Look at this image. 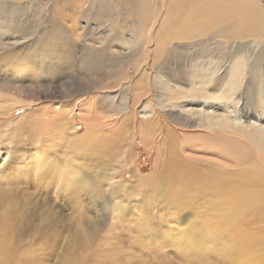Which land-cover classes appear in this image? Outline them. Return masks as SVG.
Instances as JSON below:
<instances>
[{
    "label": "rangeland",
    "instance_id": "1",
    "mask_svg": "<svg viewBox=\"0 0 264 264\" xmlns=\"http://www.w3.org/2000/svg\"><path fill=\"white\" fill-rule=\"evenodd\" d=\"M189 2L0 0V264H264V0H212L213 29L169 40ZM236 60L240 98L221 90ZM198 65L216 71L229 124L180 116L205 93L184 76Z\"/></svg>",
    "mask_w": 264,
    "mask_h": 264
},
{
    "label": "bare ground",
    "instance_id": "2",
    "mask_svg": "<svg viewBox=\"0 0 264 264\" xmlns=\"http://www.w3.org/2000/svg\"><path fill=\"white\" fill-rule=\"evenodd\" d=\"M27 1H30V0H27ZM192 1H194V3H192ZM189 4L191 5V7L188 6V8H187L189 10L188 16L184 20H182L181 27L180 26L177 27L179 29L177 30V32L175 33V35L173 34V35L169 36V40H171L172 38L173 39L184 38V37L189 36L190 34H198L200 32H206L207 29H213L212 0H190ZM189 4H187V5H189ZM182 7L184 8V10H187L186 9V7H187L186 5L185 6H182ZM182 7H181V9H183ZM177 8H178V5L175 6V11H173L174 10L173 9L171 13L168 12L169 13L167 15V20L168 21L171 20L173 18V16L177 13L176 12ZM193 14H196V16H193ZM1 25L2 24H0V27H1ZM2 28H5V26L2 25ZM0 30H1V28H0ZM162 30H164V28ZM146 39L147 40L146 41H143V42L148 43V44H146L144 46V50L146 51V53L148 55H150V53H149V47H150V45H153V43H152L153 42L152 29H150V31L148 32V36L146 37ZM55 40H56V42L59 41V39H57V37L55 38ZM158 41H159V43H158V45L155 44L154 50L157 49L158 51H161V50H163V48H165L164 45H165L166 39L163 40V37H159L158 38ZM11 45H13V44L11 43ZM124 46L126 48H128V44L127 43H124ZM105 47H106V45H105ZM100 48L101 47H98V49H100ZM104 49L105 48H102V50H104ZM121 50H122V48L117 49L118 52H120ZM134 51H135V49H134ZM134 51H131V52H134ZM126 55L129 56V53H126ZM243 63L244 62L241 61V60H236L232 64L233 72L231 71V68L229 69L230 70V75H232L231 78L229 79V83L230 84H227L226 86L224 85L225 87L221 89V90L228 91L232 95V98L235 96V94H237L236 95V98L237 97L240 98V96H238V91H239V87L241 86L239 80L241 78L242 70L244 68L243 67ZM184 76H186L187 80H189L188 82H189L190 85H193V83L196 84V83L201 82L202 84H200V86H201V88H205V90H204L205 93L202 95V98L201 99H198V100H195L193 102H189L188 104H186V106H187L188 109H185L184 107H182V105H180L179 106V109L180 110H178V111H180V116L183 119H186V120H189V121L192 120V119H194L195 121H190V122L188 121V122L190 124H195L196 123V126H205L206 128H213V127L219 128V126L226 125V123L229 124L228 118H227L228 115H227V113L224 110H222V111H224L225 114L220 113L221 114V117H218V112H220L219 109H220L221 105H223L222 103H225V102H224L223 97L220 95V91L221 90H219V92H217V86H216V82H215L216 81V71L213 70L211 74H207V72H203L202 71V66L198 65L195 68H191L190 67L187 70L186 75H184ZM170 81L171 82H177L179 84H182L183 83L182 81L178 80L175 77H170ZM211 82H212V85L210 87L209 86V83H211ZM38 85H40V84L38 83ZM150 85L154 89V93L157 94L158 91H159V88L158 87H160V86H157L154 83V81L151 82ZM204 85L206 87H204ZM157 89H158V91H157ZM3 91H6L4 98L1 97V93H4ZM7 91L8 90H6V89H1L0 90V116H2V114L4 112H5V114L8 113V111L12 108L11 106L8 107L10 105L9 103L7 104L5 102V101L9 100V97H8L9 94H8ZM64 92H65V90H64ZM180 99H181V97H180V95H179L178 92L177 93H171V96L169 98H167V103L166 104H163V106L164 107H169V108L172 109V105L170 104L172 102V100H176L177 101V100H180ZM17 103L20 104L19 101H17ZM52 103H53V101H52ZM85 106H87V104H83L82 107L84 108ZM177 106H178V104H177ZM83 108H81V109H83ZM86 110H87V108H86ZM68 112H70V111H68ZM155 112H156V110H155ZM158 114H160V113H158ZM167 114H169V113H167ZM6 117H7V115H6ZM54 117L55 118H57V117L59 118L57 120L58 135L61 136V139H58L59 142L61 144H63V147L64 148H66V149H72L73 148V137L74 136L73 135H65L66 134L65 133L66 129H69V128H67L66 124L61 121V120H63V117L61 118V116H58L56 114H55ZM54 117L53 116L52 117L50 116L47 121H45V119L41 120L42 126L45 127V128L53 127L51 125V123H50L51 122L50 119H54ZM182 118H179V119L181 120ZM158 119H159V121H162L161 118H158ZM230 120L231 121H236V120H232V118ZM151 121H153V120H151ZM2 122H3V119L0 118V126L3 125ZM5 122H6V120H5ZM90 123H92V122H90V121L89 122H87V121L85 122V127H84L85 131L83 132V134L86 135L85 141L88 143L87 149H86V153L87 154H95V152H96L95 142L97 141V136H94V134L97 131L96 129H98V128L92 127V129L90 130V127L88 128V126H89ZM142 129H143V127H142ZM145 130L147 131V129H145ZM258 132H259L258 133V135H259L258 136V138H259L258 140H260V142L259 143H255L254 142L253 144H255L257 146V148L261 152L264 153V137H262L264 135V131L261 130V129H259ZM140 133H142V132H140ZM191 133H192V131H191ZM147 134H148V132H147ZM147 134H146V137H147ZM206 134L210 135L209 140L216 141V140L219 139V131H212V132L206 133ZM138 135H140V134H138ZM80 136L81 135H79L78 137H80ZM144 138H145V136H144ZM142 140H143V138H142ZM143 142L141 141V138H140V143L142 144ZM98 144L99 145L102 144L101 143V140H98ZM238 145H239L238 142H235L234 140H233V142L230 143V147L231 148H234V149H237L239 147ZM254 148H256V147H254ZM247 151L249 153H251L252 152V149H249ZM73 162H74V159H73ZM171 162H173V161H171ZM174 162H176V161H174ZM75 164H76V162H75ZM72 166L73 167L71 168V172L73 174L68 175V178L71 177V176H73L74 173H76V171H77V169L75 170V166L76 165L73 164ZM248 178H251L253 180V177H251V176L248 177ZM248 178H247V180H248ZM159 183H160L159 181L156 182V185L159 184ZM152 190H153V188H152ZM164 190L165 189L163 188V192H164ZM247 198H249V193H248ZM247 202H248L247 200L244 201V204H246Z\"/></svg>",
    "mask_w": 264,
    "mask_h": 264
}]
</instances>
